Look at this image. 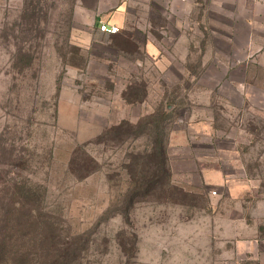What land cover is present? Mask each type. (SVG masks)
I'll use <instances>...</instances> for the list:
<instances>
[{
	"label": "rangeland",
	"instance_id": "374dc122",
	"mask_svg": "<svg viewBox=\"0 0 264 264\" xmlns=\"http://www.w3.org/2000/svg\"><path fill=\"white\" fill-rule=\"evenodd\" d=\"M166 2L0 0L2 264H264V9Z\"/></svg>",
	"mask_w": 264,
	"mask_h": 264
},
{
	"label": "crops",
	"instance_id": "0c3cea01",
	"mask_svg": "<svg viewBox=\"0 0 264 264\" xmlns=\"http://www.w3.org/2000/svg\"><path fill=\"white\" fill-rule=\"evenodd\" d=\"M132 1L134 0H92V5H87L85 0H80V4L82 8L92 12V23L97 27L100 23H106L109 25H116L121 29H124L127 26L129 17L131 15ZM147 1L148 4H155L162 0ZM164 1H167L165 3L166 7L169 4L173 5L175 13L178 12V18H181V14L186 15L192 13L196 6L195 0ZM232 9L237 10L239 14H241V18H239L240 20H242L244 23L250 24L246 15L250 10L260 12V10L264 9V0H235ZM178 23L181 24L182 22L179 20ZM236 63H238V65L235 66L236 68L228 75L227 79L222 82V87L231 89L240 94L246 88V86H249V84L245 83L246 80L244 81L239 78L240 75L247 71V66L249 63L258 64V66L264 71V48L262 46L259 47L255 55L245 51L244 56L235 62V64ZM258 88H264V85L259 86ZM240 98L243 100L241 95Z\"/></svg>",
	"mask_w": 264,
	"mask_h": 264
},
{
	"label": "trees",
	"instance_id": "16d2710c",
	"mask_svg": "<svg viewBox=\"0 0 264 264\" xmlns=\"http://www.w3.org/2000/svg\"><path fill=\"white\" fill-rule=\"evenodd\" d=\"M160 161H161V169L162 170H166L167 167V156H166V142L164 140H162L160 142ZM3 239L0 236V264L3 263V260L5 259V247L3 244Z\"/></svg>",
	"mask_w": 264,
	"mask_h": 264
},
{
	"label": "built area",
	"instance_id": "2783aa9c",
	"mask_svg": "<svg viewBox=\"0 0 264 264\" xmlns=\"http://www.w3.org/2000/svg\"><path fill=\"white\" fill-rule=\"evenodd\" d=\"M98 30L102 34L116 35V34L120 33L121 28L116 26V25H109L106 23H100L98 26Z\"/></svg>",
	"mask_w": 264,
	"mask_h": 264
}]
</instances>
